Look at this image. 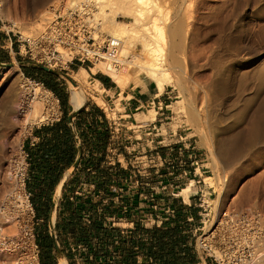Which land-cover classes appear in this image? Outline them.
<instances>
[{
  "label": "rangeland",
  "instance_id": "rangeland-1",
  "mask_svg": "<svg viewBox=\"0 0 264 264\" xmlns=\"http://www.w3.org/2000/svg\"><path fill=\"white\" fill-rule=\"evenodd\" d=\"M3 1V14L0 13V17L3 20L18 21L23 26V31L26 29V33L41 27L42 20L49 14L52 6L62 1L71 2ZM173 1H165V7L169 6L167 9L171 12L174 11V6L177 8L178 3L183 2ZM193 6L196 9L192 7L196 21L193 22L189 34L193 36L190 41L196 45L195 48L198 47L196 50L199 49V56L194 61L189 60L186 72L182 73L187 88L181 92L173 84H166L164 96L161 98L168 106L166 108L164 105L165 114L160 122L153 119L156 116L155 109L158 111L163 104L154 103L144 108H154V111L148 110L147 116H136L139 123L128 118L137 125L125 123L119 126L122 128L120 133L123 134L119 145H113L109 161L110 167L122 170L119 172V182H112L114 187L105 192L92 191L91 188L84 190L71 200L70 207L59 205L56 223L51 219H38L33 196L29 195L32 213L24 212L21 228L4 236L6 240L8 238V249L1 246L0 256L14 245L13 250H19L20 257L24 256L28 261L34 255L37 256L39 264H42L39 237L45 240L43 235H50L49 233L55 237L58 233L56 231L62 230L65 233L64 227H67L71 239L66 241L61 253L56 251L53 257L57 255L60 261V257L67 256L68 264H92L91 259H87L91 254L89 247L76 237L81 229L89 227L91 223L96 222L108 229L110 236L117 237L122 234L129 239L133 231L141 227L137 226V222L144 223L145 228L150 229L158 227L157 224L159 227L165 226L173 220H170L172 217L179 221L185 215L192 217L191 222L196 226L194 245L198 248L200 238L218 227L222 213L226 210L234 211L238 215L257 212L264 216V0H196ZM184 10L180 14L185 13ZM118 19L132 20L123 16ZM104 29H97L96 36H109L107 29ZM5 40V36L0 34V69L8 73L5 78H0V203L5 193L14 186L8 173L11 170L15 172L18 167L17 171L26 175L27 153L24 143L27 137L34 128L55 121L61 115L56 112L57 102L56 105L48 104L47 120L40 125H29L27 131L24 130L25 115L17 108V94H22L21 87L25 80L31 79L35 83L44 84L45 81L56 83L69 97L73 86L83 88L86 93L85 102L93 104V107H103L113 119H117V111L123 109L121 102L124 99L123 92L115 95L116 109L110 110L103 86L94 80L97 75H106L104 71L92 69L97 64L93 66L87 63V67L79 65L89 72L87 85H83L74 78L79 67L70 66L68 70L48 67L49 72L54 71V74H47L43 72L44 65L20 54L18 43L10 45ZM136 46L133 53L141 56L142 47ZM133 84L156 87L145 76L133 78L129 84L117 85L122 86L120 88L124 91ZM45 87L48 89L46 84ZM53 94L57 95L55 92ZM13 98L16 103L11 102ZM59 104L62 110L61 100ZM188 107H195L200 115L198 121L189 118ZM143 120L153 121L157 127L152 125L150 129L141 132L140 125ZM201 128L207 135V143L202 140ZM162 137L165 141L157 143L163 140ZM163 144L168 146H161ZM168 148H173V151H167ZM162 149H165L163 155L160 151ZM213 159L217 161L218 172L213 170ZM215 172L221 181H225V185L220 183L217 188L211 187L204 180L206 175H214ZM181 173L183 176H179ZM195 173L200 182L195 183L192 180ZM117 175H114L115 180ZM190 181H193V186L188 195H185L181 191ZM15 184V192L27 198L30 192L27 180L25 183L24 179V186L21 188L16 181ZM198 187L202 191L192 195L197 192ZM220 189L223 191V200L220 207L216 208L215 201L219 197ZM182 197L185 200L192 197L191 206L184 204ZM186 201L189 203L188 199ZM205 201L212 203V206L207 207ZM218 212L219 217L216 216ZM2 218L0 224L9 229V218ZM75 224L77 229L73 232ZM137 237L147 247V233L140 231ZM89 242L94 250L101 245L95 236ZM259 248L264 250V237L259 241ZM120 256L116 254V258H111L109 263L117 264ZM203 257L207 258L205 255ZM137 259L138 263H145L144 258ZM208 259L217 264L212 258ZM97 264L104 263L99 261Z\"/></svg>",
  "mask_w": 264,
  "mask_h": 264
},
{
  "label": "bare ground",
  "instance_id": "bare-ground-1",
  "mask_svg": "<svg viewBox=\"0 0 264 264\" xmlns=\"http://www.w3.org/2000/svg\"><path fill=\"white\" fill-rule=\"evenodd\" d=\"M165 1L166 0H71L70 3L67 2V6L78 7L81 12L86 13L93 23L96 24V30L105 28L104 30L107 29L106 32L109 36L122 40L121 55L123 57V62L119 69L108 68L104 63H97L92 69L95 71H104L119 85L129 84L133 78L145 76L155 83L158 95L163 93L167 83L173 84L176 88L180 89L181 92L186 90V81L183 79L184 76L182 73L184 71L186 72L189 60L194 61L196 57L199 56L197 52L199 49L196 50L198 47L195 48L196 45L190 41V37L192 38L193 36L189 34L190 28L194 25L193 22L196 21H194L196 15L193 10V4L196 3V0H183L181 4L178 3L179 5L177 8H175V6L173 7V15L172 12L167 9L169 6H167V8L165 7ZM173 2L175 3L176 1ZM3 5L4 1L0 0L1 14H3ZM183 10L185 13L180 14V11L182 13ZM119 16L130 17L132 20H119ZM96 30L95 36L97 35ZM136 45H141L142 47L141 56H137L133 53V49ZM182 56L185 57L182 58ZM6 76H8V73H4L0 69V78H5ZM88 76L89 72L84 67H81L74 73V78L83 85L88 82ZM96 83L100 84V81L97 80ZM73 87L70 96L71 102L76 109H79L85 103L86 93L81 87V89L77 88L78 86ZM21 89L20 93L22 94H17L19 98L17 108H19L21 114L23 113L25 115L23 127L24 130H26L29 125H40V123L47 120V105H56L58 97L54 96L51 90L46 89L45 85L39 82L35 83V81L31 79H28V81L25 80L22 83ZM11 102H14V98ZM153 109L154 108L150 111H154ZM187 111H189V118H192L195 122L200 118L195 107H188ZM12 112L14 113V111ZM200 132L202 140L207 143L208 138L205 131L201 128ZM212 167L213 170L217 171V161L215 159H213ZM16 169L18 170V167ZM17 170L15 172L11 170L8 173V177L14 181V186L5 193L0 203V218H9L7 223L11 224L9 229H6V227L4 228V226L0 224V247L4 246L6 249H8L6 245L8 238L7 240L5 238L8 236L7 234L18 231L19 228H21L24 212L32 213V205L28 195L26 198L22 194L18 195L17 192H15L17 189L15 181L21 188L24 186V179L26 178L24 173L20 174ZM15 177L17 179H15ZM204 180L211 187L217 188L220 183L225 185V181H221L216 172L214 175H206ZM192 186L193 181H190L181 192L188 195ZM220 190L219 197L215 201L216 208L220 207L223 200V191L222 189ZM205 202L207 207L212 206V203L209 204L207 201ZM219 215L220 212L216 213V216L219 217ZM207 238L210 240L211 234L207 236ZM11 246V249L9 248L11 251L8 250L7 253L5 252L3 254L5 256H0V264H39L37 256L32 255L27 261L24 259V256L20 257L21 254L19 250H13L15 248L14 245L13 247ZM216 253L218 257H223L225 254V252L220 253L217 249ZM229 258H231V256H228V259ZM246 259L247 261L242 263L228 261L225 262V264H264V250L253 252ZM58 264H67V259L62 258Z\"/></svg>",
  "mask_w": 264,
  "mask_h": 264
},
{
  "label": "crops",
  "instance_id": "crops-1",
  "mask_svg": "<svg viewBox=\"0 0 264 264\" xmlns=\"http://www.w3.org/2000/svg\"><path fill=\"white\" fill-rule=\"evenodd\" d=\"M72 66L74 68H80L81 65L74 64ZM83 66L87 67L85 65ZM106 75H103L102 78L96 76L94 80H99L100 84L103 86V89L105 90L104 97L110 105L111 111L116 109V99L114 96L120 95L123 92L124 99L121 102L123 109L118 110L117 119H113L110 117V113H108L103 107L93 108V104L85 102L81 108L91 113L90 118H88L87 121H83V111L80 112L81 108L76 109L71 102V97H68L66 112H68L69 116L74 115L72 122L69 123L72 127V140L75 147V157L71 166L57 161V156L61 155L63 148H66L67 144L63 141L59 146H55L54 132L52 130L41 127L40 125L34 128L31 135L25 140L24 146L28 162L27 187L30 191V195L33 196V194H36V206L40 207V209L53 204L50 219L54 220V223H56L58 219L59 205H65L67 202L70 203L77 194L84 192V190L88 188H91L92 191L105 192L106 190L109 191L111 187H114L112 182H119V172L122 170L110 167L111 162H109L112 155L111 149L116 143L119 145L120 137L123 134L122 132L120 133V129L122 128L119 126L121 124L124 125L125 123L135 124L134 121L139 123L136 116L142 114L147 116L148 110L150 111L151 108L147 110L144 108L154 103L156 105L163 104V106L159 107L158 111L155 109L157 117L155 116V119H153L157 121L159 120L160 122L163 119L162 116L165 114L164 108H167L168 106L166 103L164 104L163 99L161 98V96H164V91L158 95L157 87L133 84L127 86L125 90L122 91L117 83H115L109 75H107L109 77ZM96 108H99L100 111L94 115L93 112H98L96 111ZM61 111L62 117L65 109H62ZM128 118H131L134 121H130ZM153 123V121L143 120V124L140 125V131L143 132L144 129H150L151 126L154 125ZM153 127L155 128L157 126L154 125ZM162 139L163 140L157 141V143L165 141L164 137H162ZM161 146H168V144H163ZM160 151L163 155L165 149ZM167 151H173V148H168ZM157 154L161 155L159 152H157ZM116 173L118 174L117 180H115L116 177L114 176ZM179 176H183V174L181 173ZM197 176V173H195L192 178L195 183L201 181L197 180ZM55 179L57 180L54 183ZM200 191H202V189L198 187L197 192L192 195L199 194ZM46 192L51 193L48 196H44V194L40 195V193ZM55 197H57V199H55ZM187 199L189 200V203L186 201ZM187 199L185 200L182 197V202L191 206L190 202L192 201V197H187ZM38 219L43 221L44 216ZM170 220L172 221L166 223L165 228L179 226L181 230L179 234L165 238L169 241V245L168 250L166 251L168 254L165 255L164 258L167 257L171 260V262L166 264H175L176 261V264H215L211 262L212 260L205 259L203 257L204 254H202L199 248H196V245H194V231L196 230V226L191 222L192 217L185 215V217L180 219L182 221H180L179 218V221H175L173 217ZM137 226L146 227L144 223L138 222ZM157 226L159 227L160 225L157 224ZM56 232L58 233L55 237H53L51 233H49L50 235L47 234L50 236L49 238H53L55 242V248L51 253L52 255L56 251L61 253V250L67 243L66 241L71 239V235L67 230L65 233H63L62 230ZM135 238L140 239V237ZM145 240L147 244L151 245L150 241H152V237L148 233ZM135 250L137 251L136 256L144 258L145 264H148L149 262L153 264H161L160 258L158 259L149 256L146 252H142L139 246L136 247ZM62 258L68 259L67 264L69 263V258H67V256L60 257V260ZM54 259L56 261L55 264H58L59 258L57 255H55Z\"/></svg>",
  "mask_w": 264,
  "mask_h": 264
},
{
  "label": "built area",
  "instance_id": "built-area-1",
  "mask_svg": "<svg viewBox=\"0 0 264 264\" xmlns=\"http://www.w3.org/2000/svg\"><path fill=\"white\" fill-rule=\"evenodd\" d=\"M66 4L62 1L52 6L41 27L29 33L23 31L18 21L0 17V34L5 36V43H18L20 54L51 69L68 70L74 64L87 63L93 66L104 63L108 68L119 69L123 62L122 40L112 36L96 37L97 26L91 18L78 7ZM59 102L58 97L56 112L62 114ZM60 118L61 115L57 120ZM25 161L26 183L28 162ZM29 195L30 192L28 198ZM222 214L218 227L210 233L211 239L207 238L210 234L203 235L198 248L217 264L246 262L251 253L260 250L259 241L264 237V216L257 212L238 215L227 210ZM216 249L227 255L218 257ZM228 256L231 258L228 259Z\"/></svg>",
  "mask_w": 264,
  "mask_h": 264
},
{
  "label": "trees",
  "instance_id": "trees-1",
  "mask_svg": "<svg viewBox=\"0 0 264 264\" xmlns=\"http://www.w3.org/2000/svg\"><path fill=\"white\" fill-rule=\"evenodd\" d=\"M43 72L47 74H54V71L49 72L43 70ZM103 75H97L98 78H102ZM45 84L47 85V88L51 91L55 92L56 96L59 97V99L62 101V109H65V112L63 116L56 121L42 124L41 127L47 128L49 130H52L54 132V140H55V146H59L63 141L66 142L67 146L66 148H63L61 155L57 156V161L60 163H65L69 166L72 165L73 159L75 157V147L73 145V132L72 127L69 125L70 122H72V118L74 115L69 116L68 112H66V104L68 102V95L67 93H63L58 87V84L51 83L50 81H45ZM94 108V107H93ZM82 120L87 121L88 118H90V113L85 111L83 108L80 109V112H82ZM96 111L93 112L99 113L100 109L96 108ZM57 179L54 180V183ZM51 192L46 193H40V195L48 196ZM36 194H33V202L36 206L35 201ZM70 203H65L64 206L70 207ZM37 213L39 218L44 216V220H50L51 213L53 210V204L50 206H46L43 209H40V207L36 206ZM65 230H67V227H64ZM142 227H137L131 237L129 239H126L124 235H118L110 236V231L106 229L105 227L98 225L96 222L91 223L89 227H85L81 229L76 236L77 239L86 244L89 247V252L91 253L88 255L87 259H91L92 264H97V262L101 261L104 264H110L111 258H116L115 255H121L119 258V261L117 264H139L137 259V251L135 250L136 247H140V250L143 252L146 250V254L149 256H152L154 258H160L161 264H166L171 262L165 255L168 253L166 252L168 250L169 241L165 238H169L170 236L177 235L180 232L179 226L174 227H168L165 228V226L161 227H155V228H145L141 229ZM77 229V224L73 225L72 231L75 232ZM144 232L148 233L152 237L151 245L147 244V247L143 246L142 239H137L138 232ZM45 240L39 237L38 242L40 247L42 248V264H55L53 260L54 257L51 254L52 250L55 248V242L54 239L49 238L48 235L44 234ZM97 237L100 241V247L97 249H93V246L90 245V240H92V237ZM47 237V238H46ZM118 240V241H117ZM176 245V243H175ZM112 248H115L114 251H111ZM117 251V252H116ZM119 252V253H118ZM177 262V261H176ZM175 262V264H176ZM145 264V263H143ZM148 264H153L149 262Z\"/></svg>",
  "mask_w": 264,
  "mask_h": 264
},
{
  "label": "water",
  "instance_id": "water-1",
  "mask_svg": "<svg viewBox=\"0 0 264 264\" xmlns=\"http://www.w3.org/2000/svg\"><path fill=\"white\" fill-rule=\"evenodd\" d=\"M43 68H44L45 70H47V71H50V69H49L48 67H45V66H44Z\"/></svg>",
  "mask_w": 264,
  "mask_h": 264
}]
</instances>
